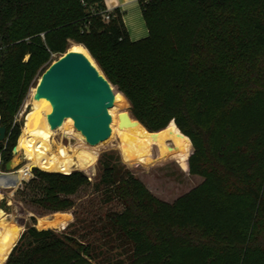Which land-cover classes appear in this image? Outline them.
<instances>
[{"label": "trees", "instance_id": "16d2710c", "mask_svg": "<svg viewBox=\"0 0 264 264\" xmlns=\"http://www.w3.org/2000/svg\"><path fill=\"white\" fill-rule=\"evenodd\" d=\"M140 5L149 36L131 42L120 10L101 20L103 0H0V163L16 146L14 115L36 57L64 54L74 40L124 95L113 93L122 108L128 101L149 133L168 130L171 158L185 165L192 145L189 173L203 182L163 202L103 155L96 184L79 171L34 170L20 193L38 216L72 210L74 197L93 188L116 206L97 231L128 264H264V0ZM95 251L75 235L30 226L0 264H94Z\"/></svg>", "mask_w": 264, "mask_h": 264}, {"label": "rangeland", "instance_id": "374dc122", "mask_svg": "<svg viewBox=\"0 0 264 264\" xmlns=\"http://www.w3.org/2000/svg\"><path fill=\"white\" fill-rule=\"evenodd\" d=\"M101 20L104 23H107V21H104L103 19ZM144 25L146 27L145 21ZM102 31L103 29H101V32ZM148 36L149 32L147 37ZM96 42L98 47L104 46L106 44L105 35L102 34ZM71 45H78L86 50L94 65L100 71L102 78L107 82L108 86L110 87V94L113 99L112 105L108 108V112L111 116L110 136L105 141L100 142L99 146L96 149L93 150L87 144H85L81 137L77 135L76 131L74 130L71 124H67L61 131L56 132V134L53 136L56 142L73 148H82L90 150L97 157L96 163L91 171H74L84 173L92 182V184H96L101 176V166L99 160L102 158L103 155H107L109 158H111V164L118 163L120 166L127 169L131 174H133L136 179L142 182V184L155 198L167 203H173L179 197L187 194L195 187L199 186L203 182V178L191 175L189 173L188 168V159L192 154V145L191 150L186 158L185 165H183L179 161V159L171 158L177 148L165 155L150 156L142 159H130L124 156L123 152L119 150V142L115 133V128L120 123L129 121L130 119L137 121L131 113L130 104L127 101V107L122 108L119 105L118 101L114 99V92H116L117 94L122 93L110 84V82L102 72L100 66L98 65L94 57L90 54V52L87 50V48L83 44L77 43L74 40H69L66 46V52L71 47ZM62 55L63 54L51 53L49 51H46V54L42 53L41 55L36 57L35 65L39 68L35 72L33 79L31 80V83L27 89V92L22 101L20 102L17 111L14 115V122L17 123V125L19 126L18 138L25 129L27 115L33 107L31 104V95L33 94L35 87L37 86L36 84H38V81L43 72ZM120 116L123 117L120 118ZM179 136L185 137L180 132ZM18 138L16 141V145L18 142ZM159 160L163 161L157 162ZM10 161L11 164L13 162V165H11V168L9 170H6L5 166L3 167V162L0 163V177L18 171L26 163L23 160V156L19 154H11ZM34 170L43 172L38 168L32 169L28 180L23 181L15 190H13L12 194L11 190L5 189L0 186V211H2L3 213V218L6 222H10L14 226H18L21 228V233L17 239V242L20 239L22 233L28 227L35 226L37 228L38 219H41L38 216L40 215L39 210H37L36 207L32 206L31 204H29V202H27L29 201L27 199V196L21 195L20 193L24 189L25 185L33 179ZM70 173L71 172L59 174ZM74 200V208L68 212H59L56 214H48L41 216L44 218L55 215L56 224L49 229L55 230L56 232L72 234L83 241L92 242L96 246L95 255L97 259L94 264H128L126 255L121 253L119 249L115 248V245L112 242L108 241V237H103V235L97 231L99 229V218H103L106 212L115 210L116 206L114 204L110 205L104 203L100 192L98 193L94 191L93 188H88L82 191L81 193H78L74 197ZM25 201L27 203H25ZM57 214H59L60 217ZM74 215H76V218L74 217ZM32 217H35L34 222L31 221ZM11 250L8 252H2L0 250V255L4 254L5 256H7L4 258L6 260L8 259Z\"/></svg>", "mask_w": 264, "mask_h": 264}, {"label": "bare ground", "instance_id": "6f19581e", "mask_svg": "<svg viewBox=\"0 0 264 264\" xmlns=\"http://www.w3.org/2000/svg\"><path fill=\"white\" fill-rule=\"evenodd\" d=\"M133 25L137 27H135L136 30L133 29V32L138 38L139 35L143 34V31L138 22L129 24V27L132 28ZM68 51L80 52L94 64L83 47L71 45ZM33 94L31 95L33 107L27 115L25 129L18 138L15 153V155H22L26 163L18 171L0 177V186L11 190V194L23 181L28 180L33 168H38L47 173H69L74 170L87 172L92 170L97 160V157L90 150L73 148L54 140L53 136L56 132L61 131L67 124L73 126V122L67 118L58 129L51 130L46 120V114L50 110L49 105L44 100L34 101ZM76 133L85 142L81 134L77 131ZM115 133L119 142V150L130 159L165 155L176 148L167 130L159 131L155 136H152L140 123L133 119L120 123L115 128ZM85 144L87 143L85 142ZM99 144L87 145L94 150ZM3 217V213L0 211V250L8 252L16 244L21 228L6 222ZM55 224V215L44 217L38 219L37 229H49Z\"/></svg>", "mask_w": 264, "mask_h": 264}, {"label": "water", "instance_id": "95a60500", "mask_svg": "<svg viewBox=\"0 0 264 264\" xmlns=\"http://www.w3.org/2000/svg\"><path fill=\"white\" fill-rule=\"evenodd\" d=\"M109 88L98 68L84 54L67 51L43 72L32 98L48 103L46 120L51 130L58 129L69 118L85 142L94 146L110 136L108 108L113 99ZM5 133V127H0V142L4 141ZM15 153L16 146L12 149V154ZM10 168L11 161L5 165L6 170Z\"/></svg>", "mask_w": 264, "mask_h": 264}, {"label": "crops", "instance_id": "0c3cea01", "mask_svg": "<svg viewBox=\"0 0 264 264\" xmlns=\"http://www.w3.org/2000/svg\"><path fill=\"white\" fill-rule=\"evenodd\" d=\"M103 3L106 10H109L111 12L115 11L116 9L120 10V12L122 13V20L127 30L130 41L137 42L147 37L148 31L144 25V21L142 18L140 5L141 0H103ZM137 22L138 24H140L143 31V34L139 35L138 38L135 37L133 32V29L136 26L133 25L132 28L129 27V24H134Z\"/></svg>", "mask_w": 264, "mask_h": 264}, {"label": "built area", "instance_id": "2783aa9c", "mask_svg": "<svg viewBox=\"0 0 264 264\" xmlns=\"http://www.w3.org/2000/svg\"><path fill=\"white\" fill-rule=\"evenodd\" d=\"M152 0H141V2L143 3V4H146V3H150ZM110 13H112L111 11H109V10H104L102 13H101V19H103L104 21H109L110 20V17H109V15H110Z\"/></svg>", "mask_w": 264, "mask_h": 264}]
</instances>
